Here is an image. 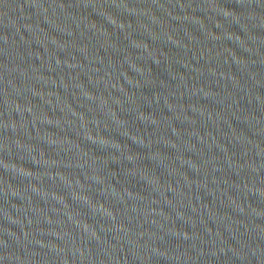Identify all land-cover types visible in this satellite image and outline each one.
<instances>
[{
  "label": "water",
  "instance_id": "1",
  "mask_svg": "<svg viewBox=\"0 0 264 264\" xmlns=\"http://www.w3.org/2000/svg\"><path fill=\"white\" fill-rule=\"evenodd\" d=\"M0 264H264V0H0Z\"/></svg>",
  "mask_w": 264,
  "mask_h": 264
}]
</instances>
